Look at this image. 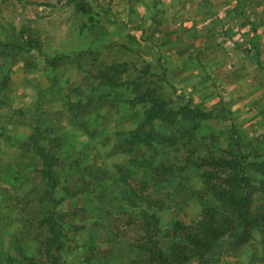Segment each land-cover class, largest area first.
Here are the masks:
<instances>
[{
    "label": "rangeland",
    "instance_id": "1",
    "mask_svg": "<svg viewBox=\"0 0 264 264\" xmlns=\"http://www.w3.org/2000/svg\"><path fill=\"white\" fill-rule=\"evenodd\" d=\"M34 142L57 264H198L238 187L199 264H264V0H0V264H50Z\"/></svg>",
    "mask_w": 264,
    "mask_h": 264
},
{
    "label": "trees",
    "instance_id": "2",
    "mask_svg": "<svg viewBox=\"0 0 264 264\" xmlns=\"http://www.w3.org/2000/svg\"><path fill=\"white\" fill-rule=\"evenodd\" d=\"M198 114L201 115L202 113ZM33 136L34 135H31V138H33ZM31 149H34L37 155L36 172L38 173L41 182H43L50 193V196L48 198L41 199L40 204H44L45 207H43V210L41 211L42 213L39 214L38 218L35 221L37 227H41V225H43L45 229L44 254L50 261V264H57V261L55 260V252L62 248L64 238L62 235L61 217L53 208L50 210L46 208V206L48 202H50L52 206H54L55 203L57 204L65 198L61 197V200H56V198L54 197L60 181L58 172V158L54 155V153H52V149L51 152L49 151L50 147L49 149H46L45 147L39 146L37 142H34L33 148ZM205 164H215L216 166H220V164H223V166H232V169H234V163L223 159H208L207 162L204 163V165ZM236 171L238 172L239 170L237 169ZM232 181L236 186H240L241 182H244L242 181V178L238 177L236 174L232 176ZM238 188L239 191L237 195H233V193L230 194L229 200L227 201L229 209L236 219V225L238 226V229H236V232H233L227 229V227L224 225H213L210 223V225L206 228L202 239L194 238V243L198 247V264L202 261L205 254L214 247V245L216 244V240L219 237L226 236L234 242L242 241L245 237V233L247 234L246 230L248 228H254V219L248 217L246 212L245 204L247 194L240 191V187ZM61 189L66 190V186L62 185ZM152 251H154L155 253L157 252L158 254L155 246L153 247ZM154 256L155 260H158L157 255Z\"/></svg>",
    "mask_w": 264,
    "mask_h": 264
}]
</instances>
